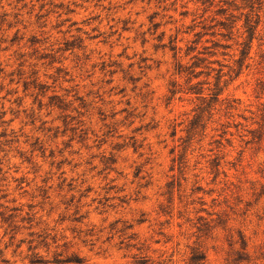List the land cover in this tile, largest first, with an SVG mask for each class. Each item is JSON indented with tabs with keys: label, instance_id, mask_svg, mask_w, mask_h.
<instances>
[{
	"label": "rangeland",
	"instance_id": "obj_1",
	"mask_svg": "<svg viewBox=\"0 0 264 264\" xmlns=\"http://www.w3.org/2000/svg\"><path fill=\"white\" fill-rule=\"evenodd\" d=\"M193 249L264 264V0H0V264Z\"/></svg>",
	"mask_w": 264,
	"mask_h": 264
},
{
	"label": "trees",
	"instance_id": "obj_2",
	"mask_svg": "<svg viewBox=\"0 0 264 264\" xmlns=\"http://www.w3.org/2000/svg\"><path fill=\"white\" fill-rule=\"evenodd\" d=\"M180 69V68H179ZM201 74V73H200ZM199 74V75H200ZM220 76H218L217 77V81H216V83H219V80H220ZM215 90H216V92L215 93H211L210 95H209V104H212L213 103V105H215L216 103H218V98H219V96L221 95V91L219 90H217V88H215ZM198 94V93H197ZM200 94V96H202L201 98H203V99H206L203 95H202V93H199ZM242 246L244 247L245 245H244V243L242 244ZM205 255L201 252V251H199L198 249H193L192 251H191V253H190V257H189V259H188V264H205ZM65 263H72V264H82L81 262H80V260L78 261V259H77V261H75V260H69V259H67L66 261H64ZM43 264H45V263H43ZM135 264H143L142 263V261L141 260H137L136 262H135Z\"/></svg>",
	"mask_w": 264,
	"mask_h": 264
}]
</instances>
